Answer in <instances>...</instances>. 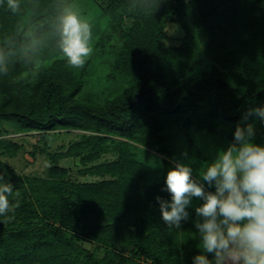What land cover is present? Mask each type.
Here are the masks:
<instances>
[{
  "label": "trees",
  "instance_id": "16d2710c",
  "mask_svg": "<svg viewBox=\"0 0 264 264\" xmlns=\"http://www.w3.org/2000/svg\"><path fill=\"white\" fill-rule=\"evenodd\" d=\"M75 1L20 0L19 13L6 0L0 5V51L9 67L8 76L0 75V121L41 135L90 133L67 153L54 154L45 178L6 165L1 156L15 157L21 146L0 140V174L20 192V207L0 216V264H193L201 254L195 208L202 201L193 198L189 219L169 230L156 197L171 200L162 189L173 161L190 165L199 179L197 133H221L231 143L237 124L251 123L254 142L264 145L261 118L253 112L244 119L264 107V78L244 74L264 53V0H152L159 4L150 12L130 10L133 0H102L98 15L85 16L93 25V48L108 47L103 59L111 58V81L126 88L101 103L81 98L83 76L59 58L55 25ZM169 21L183 30L179 46L164 44ZM27 33L42 41L34 51ZM208 59V70L187 76ZM37 67L39 74L15 90L22 73ZM181 136L182 160L174 151ZM137 145L164 157L156 162L158 181H151L153 165L142 161ZM110 152L117 159L96 164ZM66 157L92 164L82 174L101 181L73 182L59 163Z\"/></svg>",
  "mask_w": 264,
  "mask_h": 264
},
{
  "label": "clouds",
  "instance_id": "9594fccd",
  "mask_svg": "<svg viewBox=\"0 0 264 264\" xmlns=\"http://www.w3.org/2000/svg\"><path fill=\"white\" fill-rule=\"evenodd\" d=\"M4 2L0 0V5ZM158 4L152 0H133L129 8L150 12ZM6 6L12 13L21 10L20 0H6ZM55 30L59 58L70 68H83L94 51L93 25L69 7L58 17ZM26 35L29 51L42 44L34 34ZM7 55L0 51L2 76L9 73ZM38 74L39 67L31 74L22 73L24 77ZM253 112L264 122V107L250 110L244 119ZM254 136L253 124H237L234 140L202 165L199 179L193 177L190 165L180 161L166 174L162 190L170 194L171 200L159 196L156 200L169 230L180 229L181 222L189 219L187 209L193 198L202 201L195 208L199 217L195 221L199 236L197 247L201 254L194 256L193 264H264V145L255 143ZM204 182L214 191L207 190ZM19 196L14 185L0 174V216L8 218L9 213L20 207ZM207 254H213V259Z\"/></svg>",
  "mask_w": 264,
  "mask_h": 264
},
{
  "label": "rangeland",
  "instance_id": "374dc122",
  "mask_svg": "<svg viewBox=\"0 0 264 264\" xmlns=\"http://www.w3.org/2000/svg\"><path fill=\"white\" fill-rule=\"evenodd\" d=\"M102 0H76L75 3L71 4L73 11H76L79 15H84L88 17L93 16L95 13H100L97 8H100V4ZM93 12V13H92ZM88 20V19H87ZM23 21H20V26L22 25ZM29 21L26 23L28 25ZM28 26L25 25V28ZM167 33L168 39L164 41V44L181 45V41H183V30L179 26V24L175 21H169L167 23ZM103 54L109 55L108 47L101 48L99 50L94 49L92 56L88 59L85 66L81 69H74V72L81 74L83 76V80L85 81V91L84 95L81 96L82 99L88 98L93 96V100L98 103H101L103 97H113L120 95L126 85L124 87H120L118 84L113 85L114 83L111 81V76L109 73V69L106 68L109 62L111 63V58L108 60L103 59ZM64 61V60H63ZM65 67H69L64 61ZM105 64V65H104ZM210 65L213 63L203 60L200 64L196 65L195 68L190 70L187 74L189 77H194L202 73L203 71L208 70ZM11 66V64H10ZM249 69H246L244 72L245 77L249 78H264V53L260 54L255 57L254 60L249 62L248 65ZM33 77H19L14 89L21 90L25 83L31 82ZM113 80V79H112ZM23 82V83H22ZM92 99V98H91ZM187 132V131H186ZM86 133L74 130H58L55 132H48L44 135H41L39 132H21L19 127L12 122H2L0 121V140L1 141H10L17 143L21 146L20 151L17 153L15 157L10 156H1V159L4 161L6 165L12 168L17 174L22 176H30V177H37V178H45L47 175V171L52 166L50 163L51 157L57 153H67L70 148L77 144L78 142L82 141L81 135H85ZM86 135H90L87 133ZM173 133H169L167 139H171ZM196 142L201 149V153L199 154L198 160L200 159L201 167L204 163L211 161L215 158L217 151L221 149H226L227 146L230 144L228 139L225 135L221 133H216L213 135L208 134H200L197 133L195 135ZM178 139V145L174 143V147L176 148L174 151L177 152V157L183 159L186 157L183 152L182 143L184 137L181 136V140ZM175 138V141L177 140ZM173 140V139H171ZM180 140V142H179ZM137 147L141 150L137 153L141 155L142 161H149L147 163L152 164L153 166V174L151 175V181L156 182L159 180V173H158V165L156 164L159 161L158 152L154 151L153 149L145 150L144 147L137 145ZM145 150V151H144ZM148 152V154H146ZM164 158V157H162ZM117 159V154L110 152L104 154L101 157V160L96 162L97 165L101 163H106L109 161H114ZM193 160L192 158L188 159V163ZM181 162V161H180ZM60 165L66 167L70 170V177L72 178L73 182L76 183H93L97 181H101V177L98 176H85L82 174V171L87 172L92 168V164H82L80 160L77 158H63L60 160ZM175 162L173 161V164ZM158 173V174H157ZM87 248H92V244L86 243Z\"/></svg>",
  "mask_w": 264,
  "mask_h": 264
},
{
  "label": "crops",
  "instance_id": "0c3cea01",
  "mask_svg": "<svg viewBox=\"0 0 264 264\" xmlns=\"http://www.w3.org/2000/svg\"><path fill=\"white\" fill-rule=\"evenodd\" d=\"M213 259V258H212Z\"/></svg>",
  "mask_w": 264,
  "mask_h": 264
}]
</instances>
